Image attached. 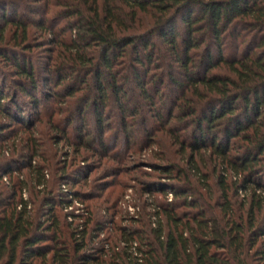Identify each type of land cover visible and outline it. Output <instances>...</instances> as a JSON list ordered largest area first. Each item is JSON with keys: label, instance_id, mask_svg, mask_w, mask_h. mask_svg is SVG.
I'll return each mask as SVG.
<instances>
[{"label": "trees", "instance_id": "obj_1", "mask_svg": "<svg viewBox=\"0 0 264 264\" xmlns=\"http://www.w3.org/2000/svg\"><path fill=\"white\" fill-rule=\"evenodd\" d=\"M48 13L51 24L45 19ZM33 26L48 33L53 44L43 70L57 86L67 80L65 94L74 105L63 110L64 126L49 124L53 154L33 134L30 121L15 118L3 104L9 86L0 78V118L6 120L0 125V264H264V0H0V59L18 77L12 90L28 97L38 84L34 68L20 53L32 46ZM229 45L233 52L227 55ZM139 68L145 69L143 76ZM130 78L161 130L176 122L165 132L179 152L189 153L186 169L157 167L182 182L154 187L174 197L161 211L165 220L150 219L148 231L115 227L125 245L110 252L104 246L109 238L99 234L116 216V203L104 199L102 216L86 205L76 223H65L67 213L62 218L58 214L68 203L66 192L82 203L90 196L62 187L73 188L86 178L83 170L67 173L75 157L65 148L113 160L102 139V113L110 95L126 110L121 95ZM81 87L85 94L74 97ZM165 87L167 93L156 104L155 96ZM15 95L10 103L19 111ZM85 106L94 107L96 134L83 135L87 127L76 131L70 126L81 123L78 115ZM129 114L141 113L136 109ZM12 122L22 124L25 135L15 131L6 145ZM128 128L123 115L126 140ZM95 141L103 152L93 148ZM201 150L214 158L215 199L195 160L197 154L203 160ZM55 158L60 168L49 187L45 173ZM18 167L27 172L16 175ZM115 171H105L96 182ZM241 192V200H234ZM178 207L190 211L178 214Z\"/></svg>", "mask_w": 264, "mask_h": 264}, {"label": "rangeland", "instance_id": "obj_2", "mask_svg": "<svg viewBox=\"0 0 264 264\" xmlns=\"http://www.w3.org/2000/svg\"><path fill=\"white\" fill-rule=\"evenodd\" d=\"M39 17L37 16L35 19H38ZM52 18L53 15L48 13L45 18L47 19L46 22L51 24ZM31 34V48L28 51L19 53L21 54V57L27 61V65L29 64L34 68V77L38 84L37 88L35 91L29 90L32 97L26 96L17 88H13L12 90V86H10L11 82L18 79V77L12 75V68L0 59V78L6 79L9 86V88L5 89L4 91V94H9V98L5 99L3 104L6 107L8 106L9 111L13 113L15 118L25 117L21 119H24V121L29 120L32 125L31 131L33 134L36 137H39L38 140L42 142L43 147H46V149H53L52 152L54 154L56 152L54 151V147H52L51 140H47V135L50 136L52 134L49 124L53 122H61V124L64 126L62 121H66V118H64L66 112L64 113L63 110L67 111L71 106L74 105V103L73 98L66 97L65 94L66 91H68L67 80H64L57 86L54 84L56 79H49L48 74L43 70V67L45 66L51 54L49 50L53 49V44H49L50 35L40 31L38 27L34 26L31 28ZM164 48L165 47L163 46V49ZM227 50L228 51L226 54L230 55L233 52V47L229 45ZM140 68L139 73H141L143 76V71H145V69ZM141 78L143 77H140V79ZM142 81L145 83V88L147 89V82H149L147 76L145 80ZM136 83L137 82L134 81V78H130V81L126 83L125 91L123 92V94L126 93L125 96L120 94L124 101L123 105H125L126 110L122 111V109H119L118 105L114 102L113 96L110 95L106 101L107 107L102 113L104 125V129L102 130V139H104L103 143L105 148H107L108 154L111 155L113 160L108 159V157H102L100 154H97L96 156L91 152V150L81 149L78 151L77 155H75L68 145L65 148V150L71 153L72 158L75 157L74 160L70 162L72 163L70 164L71 167H67V173L70 174L76 170H83L86 173V178L84 179V177H82L81 180H77V183L73 188L69 187L68 185V187L65 188L67 191L76 190L80 193H90V196H87V200H83L84 203H82L80 200L74 199L70 192H66L68 195V203L63 208L64 211L62 210L61 213L58 212V214H60L62 218L63 213L65 212L67 213L65 223H76L77 218H81V216L86 214V205H90L92 212H99L98 214H101L102 216V212L99 211V209H102L101 204L104 199L108 200L110 203H116V216L114 219H112L113 221L109 218V222L106 223L107 228L101 230L99 234L100 238H109L110 242L105 243L104 246L108 248L110 252L123 249V246L125 245V240H121L120 233L115 229V227H126L124 229L139 228V230L143 229L148 231V222L150 219L153 223L157 220H165L161 211L167 206V200L171 201L174 199V197L173 195L170 196L168 192L164 193V195L157 190L154 191V189H156L154 187L159 186V184L175 185L179 182H182L169 178L166 176V174H163L161 170H158L157 167L166 164H177L183 169L187 168L184 159L187 158L189 150L186 149L185 153L179 152L178 146L176 144H172L167 136V133L165 132L167 128L175 125L176 122L171 120L167 125V128H163L161 130L160 126L155 123V118L152 116L154 113L149 107L148 102L140 94L139 87ZM27 87L30 89L29 86ZM81 88L82 90H80L74 97L77 98L78 96L85 94V88ZM167 91L168 89H166V87L164 90L161 88L160 94L155 96L154 99L156 104H158L159 101H162V97H164ZM11 95H15V97H17L16 103H18V107L20 109L18 110L21 111V113L16 111V109L11 106ZM34 101L39 102V105H37V103ZM136 109L138 110V113H141L139 116L135 117L129 114V112ZM19 113L20 116H18ZM123 115L124 121L127 123V125H129L128 130L130 131V137L127 138V140L124 138L123 131L121 130V117ZM78 117H80L81 123H72L70 125L71 127L73 126L76 131L87 127L89 130L86 129V132L82 133L83 135L84 133H87V131L96 134L94 107H83L82 114L78 115ZM4 123H6V120L0 118V125H3ZM21 125L12 122L10 129H13V131L11 132V137L9 140L5 142L6 145L12 141L13 135L16 134L15 131L18 132L19 136L25 135V133L22 131L23 129ZM69 131L70 130L67 132L68 136L71 135V132ZM74 134L76 135V132ZM70 140L71 142L73 141L72 139ZM1 143L2 142L0 140V145ZM232 143L233 142H231V144ZM61 145H63V142L59 143L58 147H61ZM93 148H95L97 152H103L98 141L94 142ZM107 151L105 150V152ZM200 153L203 155V160L201 161V157L198 154L195 156V160L198 163L199 170L206 175L207 183L210 185L212 192L214 193L212 196L215 199L218 195H216L218 188L216 183L217 174L214 170V158L210 156L208 150H201ZM232 153L233 152L230 154ZM57 160L58 159L55 158L53 164H48L49 167L45 173V179L47 180V185H49V187L52 185L53 179L56 178L58 169L60 168V163L57 162ZM36 161L37 159H33L32 164H35ZM0 162H4L2 158L0 159ZM114 168L116 169L114 174H107V178L100 179L101 182L100 180L96 182V179L105 174V171L107 173H112ZM18 169L19 170L15 172L16 175L21 173L24 175V173L27 172L26 169L22 170V167H18ZM6 179L7 176H5L3 180L5 181ZM189 179L194 184V187L199 185L195 181V177L189 176ZM95 183H98L99 186H95ZM150 188H152V191L147 192V189ZM91 193L93 195H91ZM24 194L26 197H28L27 192ZM205 195L208 196V192H205ZM244 195L245 193L241 192L239 197L234 195L233 199L240 201ZM70 206L71 208H67ZM104 207L105 205L103 204V208ZM244 207L246 209L248 205L246 204ZM182 211L190 210H183V208L180 207L176 209L178 214H180ZM111 212L112 211H109L107 214L109 215ZM262 213H264V211ZM120 214L123 215V219L120 217ZM94 219H96L95 216ZM109 233L110 236L108 235ZM136 245V242L132 243V253L134 250L133 247H136ZM136 252L138 251L136 250Z\"/></svg>", "mask_w": 264, "mask_h": 264}, {"label": "built area", "instance_id": "obj_3", "mask_svg": "<svg viewBox=\"0 0 264 264\" xmlns=\"http://www.w3.org/2000/svg\"><path fill=\"white\" fill-rule=\"evenodd\" d=\"M63 188H65L64 185H63ZM65 190H66V188H65ZM168 194H169L170 196L172 195L170 191H168ZM24 197L26 198L25 194H24ZM67 208H71V206H70V207H67ZM69 218H70V217H69Z\"/></svg>", "mask_w": 264, "mask_h": 264}]
</instances>
